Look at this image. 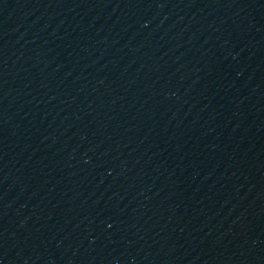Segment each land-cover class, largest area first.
<instances>
[{
  "label": "water",
  "instance_id": "95a60500",
  "mask_svg": "<svg viewBox=\"0 0 264 264\" xmlns=\"http://www.w3.org/2000/svg\"><path fill=\"white\" fill-rule=\"evenodd\" d=\"M0 264H264V0H0Z\"/></svg>",
  "mask_w": 264,
  "mask_h": 264
}]
</instances>
